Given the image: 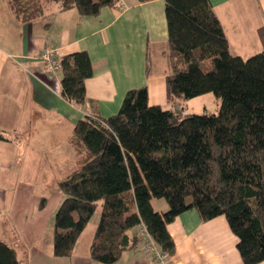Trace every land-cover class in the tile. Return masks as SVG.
I'll use <instances>...</instances> for the list:
<instances>
[{"label":"trees","instance_id":"16d2710c","mask_svg":"<svg viewBox=\"0 0 264 264\" xmlns=\"http://www.w3.org/2000/svg\"><path fill=\"white\" fill-rule=\"evenodd\" d=\"M118 1L8 0L21 22L44 16L50 7L94 17ZM164 1L168 38L148 44L145 71L148 77L164 74L173 107L150 104L144 85L128 90L115 114L88 112L76 122L70 141L79 168L59 184L64 198L52 227V253L72 255L100 204L93 260L116 263L138 242L129 232L140 224L173 256L168 224L195 209L203 221L224 215L243 264H259L264 261V48L246 58L234 54L211 0ZM260 33L264 40V30ZM60 74L62 96L85 106L86 82L94 74L88 51L61 56ZM206 93L220 102L217 113L184 112L181 106ZM0 140H7L1 129ZM154 198L165 199L168 210H156ZM0 264H21L16 249L1 239Z\"/></svg>","mask_w":264,"mask_h":264},{"label":"crops","instance_id":"0c3cea01","mask_svg":"<svg viewBox=\"0 0 264 264\" xmlns=\"http://www.w3.org/2000/svg\"><path fill=\"white\" fill-rule=\"evenodd\" d=\"M211 2L234 54L246 58L264 48L260 33L264 30V0ZM167 38L164 0H119L94 17L83 16L76 8L55 12L50 7L44 16L30 22L18 20L8 0H0V129L7 137L0 140V192L6 191L3 187L7 183L19 187L29 173L42 172L43 161L62 169V174L77 170L78 156L70 141L76 122L88 112L97 111L104 117L115 114L132 88L147 85L150 104L173 107L167 100L164 74L148 77L145 71L148 44ZM48 47L57 49L60 56L81 50L90 54L94 74L86 82L89 101L85 106H75L62 96L60 71L44 69L40 55ZM210 103H219L218 110H209ZM181 107L185 113H217L220 102L206 93ZM42 198H34L28 205L15 204L19 209L14 212L18 230L25 235L23 240H28L24 247L11 245L21 264H103L90 256L93 237L86 255L79 253L78 240L69 257L53 255V246L45 250L33 243L35 232L29 225L42 224L49 211L46 197V205L41 208ZM1 199L3 217L9 201ZM152 204L162 212L169 208L162 198H154ZM168 228L176 244L173 264H243L236 247L238 238L224 215L203 221L195 209H190L178 215ZM135 233L133 228L129 235ZM1 237L0 230V239L8 241ZM113 264L156 262L144 244L137 242Z\"/></svg>","mask_w":264,"mask_h":264},{"label":"rangeland","instance_id":"374dc122","mask_svg":"<svg viewBox=\"0 0 264 264\" xmlns=\"http://www.w3.org/2000/svg\"><path fill=\"white\" fill-rule=\"evenodd\" d=\"M216 107L219 108V103H210L208 109L211 111H217L218 109H215ZM73 155L75 157L74 160H76L75 150ZM69 161H71V159H69ZM42 164V172H40L39 174H37V171H34V174L29 173V175L25 176L24 180L20 184L21 186L19 187L15 186V184L7 183L3 187L4 189H6V191L0 192V200H2L1 198H6L9 201L7 213L3 217H0V230L1 232H3V237L1 238L6 237L8 240L7 242L10 245L14 246L15 244H20L21 247H24L25 242L28 243V240H23V236L25 235L18 230L20 227L19 224H17L16 222L14 212H17V210L19 211V209H17V207L15 209V204L17 202H21L23 203V205H28L34 198L40 200L41 197L44 196L48 199L49 211L47 215L42 219V224L37 223L31 226L29 225V227L32 228L33 232H35L33 243L40 245L45 250L51 249L52 247L51 238L53 220L55 218L56 211L64 198V194L61 191L59 184L67 176L72 174L73 171L69 170V173L62 174V169L56 170L53 163H50L49 161H43ZM69 164H71V162H69ZM14 187L16 188V190H14ZM21 203H19V205H22ZM56 204H58V206ZM100 213L101 205L99 204L94 214L92 215L90 221L86 225L85 230L80 236L79 240L81 241V245L78 246L77 249L79 253H81V255L87 254L86 252L88 250V244L96 231L100 218ZM48 220H50V222H48ZM135 229V236L138 237V242L143 243L145 249L154 255V260L156 264H161L159 256L156 255V251L147 248V243L143 241V238H141V236L139 235V230L137 228ZM7 232L8 234H6ZM28 246L29 244L26 245V248ZM158 248L161 250L160 247ZM166 259L168 264H173V262L171 261V256L168 253ZM259 264H264V261L260 262Z\"/></svg>","mask_w":264,"mask_h":264},{"label":"built area","instance_id":"2783aa9c","mask_svg":"<svg viewBox=\"0 0 264 264\" xmlns=\"http://www.w3.org/2000/svg\"><path fill=\"white\" fill-rule=\"evenodd\" d=\"M40 59L43 62L44 69L50 73H56L61 70V56L57 49L48 47L40 55ZM139 230V235L143 238V241L147 243V248L156 251V255L159 256L161 264L167 263V252L160 250L151 234L148 232L145 225L140 224L136 227Z\"/></svg>","mask_w":264,"mask_h":264}]
</instances>
